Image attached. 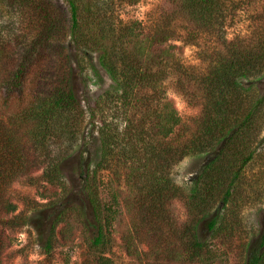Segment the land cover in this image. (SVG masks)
<instances>
[{
  "label": "trees",
  "instance_id": "obj_1",
  "mask_svg": "<svg viewBox=\"0 0 264 264\" xmlns=\"http://www.w3.org/2000/svg\"><path fill=\"white\" fill-rule=\"evenodd\" d=\"M119 1L140 0H0V90L21 94L35 65V101L26 116L35 138V189L60 188L53 201L31 206L53 210L43 249L50 256L57 223L68 217L60 164L94 142L97 161L81 186L88 211L82 207L80 216L92 217L82 219L94 229L87 248L99 256L96 264L111 263L104 255L119 199L117 190L111 205L102 198L105 172L123 178L142 227L164 237L156 253L165 246L166 263L226 264L241 236L245 196L264 200V168L260 179L244 178L264 159V0H161L147 22L115 21ZM245 13L253 15L247 29L229 37ZM177 41L195 49V64H184L171 44ZM71 49L83 58L95 54L110 79L92 104L74 88ZM169 84L198 108L191 130L167 97ZM187 156L207 161L181 187L170 173ZM262 225L256 239L241 242L240 264H264V207ZM147 264L162 263L154 256Z\"/></svg>",
  "mask_w": 264,
  "mask_h": 264
},
{
  "label": "rangeland",
  "instance_id": "obj_2",
  "mask_svg": "<svg viewBox=\"0 0 264 264\" xmlns=\"http://www.w3.org/2000/svg\"><path fill=\"white\" fill-rule=\"evenodd\" d=\"M160 2L161 0H140L134 5H127L119 1L111 15L117 22L119 20L147 22L152 8ZM5 16H2L3 21ZM251 17L253 15L247 16V13L241 15L240 22L231 25L228 36L234 37L241 31L244 32ZM171 44L184 64L191 65L197 62L193 47L184 45L180 41ZM13 47L11 49H14ZM71 53L74 62V88L84 105L92 104L99 94L110 86V79L97 65L95 54L83 58L76 50L71 49ZM167 97L182 117L187 129L191 130L192 119L199 113L198 108L176 93L170 84L167 85ZM34 101L35 65L23 79L21 94L13 93L10 97H5L0 90V172L3 174H0V264H96L99 256L90 253L87 248L94 229L87 226L82 219L86 217L92 220V217L90 214L80 216V209L86 206L81 193L83 172L88 165L92 166L97 161V145L94 142L83 147L82 155L76 149L69 151L72 153L60 164L64 175V186L69 190V197L62 202L65 205L68 203L66 209L68 217L57 223L58 233L50 256L43 249L48 242V233L54 218L53 210L41 209L35 212L31 206H35L38 201L44 203L53 201L60 188L46 185L42 189H35V138L28 133L30 121L26 119L31 110L30 103ZM104 112L110 111L104 108ZM25 120L28 122L26 123ZM206 161L202 157H185L172 168L170 175L173 183L184 187L187 181L201 171ZM263 166L264 159L254 161L244 178L249 180L257 175L260 179ZM117 177L110 175L109 178V174L105 172L101 177L102 182L98 183L102 188V198L108 205L112 204L111 191L117 190L119 194L118 205L113 207L114 220L108 227V235L112 243L104 256L110 258L109 264L112 262L113 264H147L150 260L153 262L154 256H158L162 264H168L167 253L163 251L165 246L160 253H156V248L162 245L164 237L161 234V237H157L159 233L150 234L149 230L142 227L139 218L130 210L133 201L129 197L124 180ZM10 205L13 206L12 211ZM263 207V199L254 195L245 196L241 203L243 224L241 236L234 250L229 251V260L226 264H240L243 245L241 242H246L251 237L256 239L260 234L263 227ZM174 209L181 218L179 201L175 202ZM200 231L203 238L204 225L201 226ZM100 261L102 260L99 259L98 262ZM169 264H179V262Z\"/></svg>",
  "mask_w": 264,
  "mask_h": 264
}]
</instances>
